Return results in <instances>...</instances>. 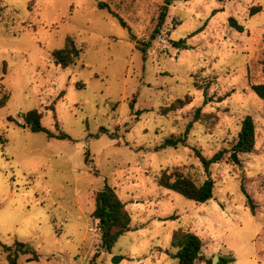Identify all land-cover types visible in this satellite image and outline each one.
<instances>
[{
  "label": "rangeland",
  "instance_id": "obj_1",
  "mask_svg": "<svg viewBox=\"0 0 264 264\" xmlns=\"http://www.w3.org/2000/svg\"><path fill=\"white\" fill-rule=\"evenodd\" d=\"M164 4L0 0V89L11 95L0 109V264H10L4 247L16 242L38 256L20 255V264H92L101 236L92 213L106 184L126 204L132 230L96 264H177L171 241L181 228L201 237L208 260L264 264V102L251 90L264 83V0H175L153 40ZM255 7L262 11L252 15ZM68 37L80 56L64 69L51 55ZM182 40L184 48L174 45ZM187 95L191 105L161 114ZM199 108L188 146L158 150ZM33 110L47 132L27 128L22 117ZM247 116L256 147L236 163ZM193 148L208 159L225 151L210 168L215 190L205 204L157 182L178 168L202 185L209 176Z\"/></svg>",
  "mask_w": 264,
  "mask_h": 264
},
{
  "label": "trees",
  "instance_id": "obj_2",
  "mask_svg": "<svg viewBox=\"0 0 264 264\" xmlns=\"http://www.w3.org/2000/svg\"><path fill=\"white\" fill-rule=\"evenodd\" d=\"M220 3H225L228 0H217ZM175 0H164V6L162 7L158 24L152 39H156L157 35L160 34V29L164 26L167 16L168 9L174 4ZM100 8H108L107 5H100ZM262 11L261 7H255L252 9L251 14L255 15ZM231 25L243 32L244 28L238 24L235 19H231ZM264 42V38H263ZM177 47L184 48L185 41L182 40L176 44ZM149 44H144V47H137L144 58H146L147 48ZM52 59L57 66L62 68H68L76 63V60L80 56V49L77 47L75 40L72 37H68L65 46L62 49L55 50L52 53ZM5 70V69H4ZM6 72V71H4ZM6 88L0 89V109L5 107L10 100L9 91L6 92ZM251 90L254 94L264 102V83L251 85ZM206 101L208 102V88H205ZM193 99L190 95H187L184 99H178L173 102L170 106L164 107L161 110L163 116H168L170 113L183 110L185 107L191 105ZM202 109L199 108L195 112L194 121L191 122L184 132L179 137L168 138L158 150L167 148L177 149L180 145L188 146V139L192 130L193 124L201 119ZM42 114L33 110L26 113L22 119L26 124L27 128L34 133L47 132L42 124ZM13 120V119H12ZM101 133L107 134L106 129H102ZM53 137V135H49ZM60 138L65 139L67 136L62 135ZM256 147V124L251 116H247L242 121V129L238 137V141L233 147V151L239 155L251 154L254 152ZM196 158L202 163L206 174L209 176L207 180L202 184L198 185L196 182L185 175L180 169L176 168L172 171H164L158 178V186L165 188L169 191L178 193L187 199L194 201L197 204H205L211 201L214 197L215 182L210 177V168L212 165L221 162L225 156V151H220L211 159L206 158L200 149L193 148ZM86 162L89 164V152L86 154ZM251 205L253 212L255 211V205L251 204V199L248 200ZM92 217L98 221V228L100 230V249L95 255L92 264L95 263V259L100 256V252L110 253L115 247L118 240L132 230V217L126 209V204L120 199L115 188L109 185H105L104 188L96 192L95 196V209L92 213ZM171 246L177 250L175 259L178 261L177 264H198L203 262L206 264H213L212 260L206 259L203 252V241L197 234L185 230L179 229L173 232ZM4 251L8 253L10 264H20V255H31L28 261L38 260V256L34 250L28 244L22 242H16L13 247H4ZM235 259L233 257H221L219 264H234Z\"/></svg>",
  "mask_w": 264,
  "mask_h": 264
},
{
  "label": "water",
  "instance_id": "obj_3",
  "mask_svg": "<svg viewBox=\"0 0 264 264\" xmlns=\"http://www.w3.org/2000/svg\"><path fill=\"white\" fill-rule=\"evenodd\" d=\"M237 155H238L237 153H234L233 156H232V158L234 159V161H235L236 163H238ZM202 253H203V252H201V254H202ZM119 261H120V259H119L118 257H115V258H114V263H115V264L119 263ZM218 261H219V257L215 258V261H213V264H217Z\"/></svg>",
  "mask_w": 264,
  "mask_h": 264
}]
</instances>
